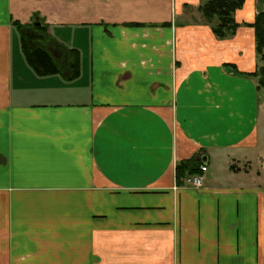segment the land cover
I'll list each match as a JSON object with an SVG mask.
<instances>
[{"label": "crops", "instance_id": "1", "mask_svg": "<svg viewBox=\"0 0 264 264\" xmlns=\"http://www.w3.org/2000/svg\"><path fill=\"white\" fill-rule=\"evenodd\" d=\"M198 5L0 0V264H264V102L230 67L255 69L264 0L223 39ZM37 18L79 81L26 61ZM189 158L198 189L176 176Z\"/></svg>", "mask_w": 264, "mask_h": 264}, {"label": "trees", "instance_id": "2", "mask_svg": "<svg viewBox=\"0 0 264 264\" xmlns=\"http://www.w3.org/2000/svg\"><path fill=\"white\" fill-rule=\"evenodd\" d=\"M244 3V0H199L198 10L201 12L213 34L218 38L232 36L238 23L234 13ZM254 30L255 53L257 58L256 67L251 72H239L234 66L230 67L236 73L252 76L256 79V87L264 88V12L255 15L254 20L248 24ZM45 27L37 18V24L21 28V46L24 57L33 70L39 75L61 72L67 78H74L79 73V54L75 48L66 47L54 41L51 45L45 43ZM42 38L43 41H41ZM61 53L65 63H58L52 53ZM64 66V67H63ZM200 161L189 158L177 162L175 172L177 178L185 174L199 171Z\"/></svg>", "mask_w": 264, "mask_h": 264}, {"label": "built area", "instance_id": "3", "mask_svg": "<svg viewBox=\"0 0 264 264\" xmlns=\"http://www.w3.org/2000/svg\"><path fill=\"white\" fill-rule=\"evenodd\" d=\"M206 170V165L200 164L198 172L186 174L180 177L179 185L184 187H192L195 189L202 187Z\"/></svg>", "mask_w": 264, "mask_h": 264}, {"label": "rangeland", "instance_id": "4", "mask_svg": "<svg viewBox=\"0 0 264 264\" xmlns=\"http://www.w3.org/2000/svg\"><path fill=\"white\" fill-rule=\"evenodd\" d=\"M76 77L72 78L73 80L75 79ZM70 79V80H72ZM81 79V78H80ZM74 81H79V80H74ZM87 81V80H86ZM260 94H259V99L260 101L264 102V88H260ZM250 100H248V103H249ZM264 122V120H263ZM263 128H264V123H263ZM262 149L264 150V129L262 130Z\"/></svg>", "mask_w": 264, "mask_h": 264}, {"label": "water", "instance_id": "5", "mask_svg": "<svg viewBox=\"0 0 264 264\" xmlns=\"http://www.w3.org/2000/svg\"><path fill=\"white\" fill-rule=\"evenodd\" d=\"M35 21H36L35 23L37 24V19Z\"/></svg>", "mask_w": 264, "mask_h": 264}]
</instances>
